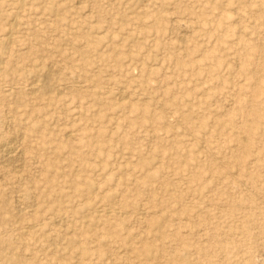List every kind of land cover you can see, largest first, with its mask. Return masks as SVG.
I'll use <instances>...</instances> for the list:
<instances>
[{
	"label": "rangeland",
	"instance_id": "374dc122",
	"mask_svg": "<svg viewBox=\"0 0 264 264\" xmlns=\"http://www.w3.org/2000/svg\"><path fill=\"white\" fill-rule=\"evenodd\" d=\"M0 264H264V0H0Z\"/></svg>",
	"mask_w": 264,
	"mask_h": 264
},
{
	"label": "bare ground",
	"instance_id": "6f19581e",
	"mask_svg": "<svg viewBox=\"0 0 264 264\" xmlns=\"http://www.w3.org/2000/svg\"><path fill=\"white\" fill-rule=\"evenodd\" d=\"M32 86V85H31ZM4 146V145H3ZM2 149V148H1ZM12 150V149H11ZM10 152V151H9ZM13 152V151H12ZM8 153V152H7ZM2 158V157H1ZM18 159V158H17ZM15 161V160H14ZM15 164V163H14ZM9 166V165H8ZM22 166V165H21ZM14 170V169H13ZM102 212V211H101Z\"/></svg>",
	"mask_w": 264,
	"mask_h": 264
}]
</instances>
